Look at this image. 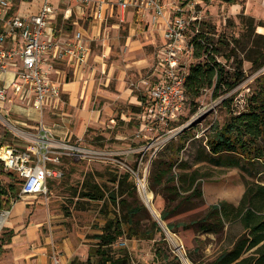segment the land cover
<instances>
[{"label": "rangeland", "instance_id": "obj_1", "mask_svg": "<svg viewBox=\"0 0 264 264\" xmlns=\"http://www.w3.org/2000/svg\"><path fill=\"white\" fill-rule=\"evenodd\" d=\"M160 1H173L182 10L179 13L195 18L196 21L191 20L185 32L188 44L195 36L203 34L216 47L218 62L222 63L230 75L237 73L243 80L232 91L218 92L216 97L213 88L205 89L194 101L188 99L183 88L181 98L169 105L167 111H161L152 98V91L162 76L157 56L163 44L162 33L150 25V16L135 13L136 19L130 22L109 19L104 25L101 39L92 43L86 70L98 82L100 77L106 80L105 76L111 67L113 78L117 77L118 72H125V89L130 96L126 97L125 93L124 97L120 92L123 96L115 100L112 95L102 93V90L116 91L117 81L111 79L108 84L104 81V85L96 82L97 90L92 93L93 99L86 111L91 115L98 112L97 125L88 126L81 136L73 135L63 141L57 137L52 138L57 146H72L80 151L91 150L96 155L93 158L84 157L82 153L63 155L59 165L62 178L48 180L47 195L28 199L27 207L32 211L42 201L46 210L57 216V220H50L53 231L61 233L65 239L72 240L78 246L85 243L89 250L96 243L95 236L101 233L105 220L112 218V213H109L112 207L105 206L103 202H90L80 198L85 178L93 176V180L109 192L116 189L109 178L116 173L129 172L133 176L138 199L147 209V213H141L139 220H156L165 232L169 248L179 257L181 264H193L186 257V252L196 246V238L204 242L202 254L208 261L214 259L224 243H218L213 236H197L192 230H168L167 222L161 221L166 203L160 194L150 190V176L158 168L160 161H167L169 158L186 168L185 173L197 174V188L201 197H192L189 203L170 214L168 222L199 219L205 215L209 206L221 201L237 205L246 182L255 180L248 178L237 168L214 166L200 159L207 139L213 134L215 127L220 128L228 119V111H244L251 97L264 88V0H237L235 3L225 0ZM73 3L72 0L71 4ZM22 8L26 11L34 6L23 5ZM58 8V14H61L66 7L62 5ZM71 31L68 28L60 34L70 36ZM103 54H106L104 75L100 65L94 61L95 57ZM199 61L201 60L196 58L194 51H183L178 65L182 70L180 75ZM56 67L64 70V78L70 81L71 74L67 66L59 63ZM115 93L118 94L119 91ZM63 99L66 103V97ZM18 106L15 101L5 102V110L0 111V145H29L38 134L39 125L36 122L42 120L44 124H52L63 113L62 108L59 112H45L41 118L38 112L32 110L33 114L24 117L16 113ZM64 107L67 108L66 105ZM78 107L81 109L82 105ZM2 117L11 126L5 127L1 123H4ZM3 171L0 181L6 185L10 181L7 176L9 172L4 167ZM14 179L13 183L20 188L17 183L19 178L15 174ZM142 186L152 194L149 204L143 199ZM15 201L17 200L11 201V207ZM78 204L84 206V209L77 208ZM172 206H168L166 210L169 211ZM10 209H5L0 214L7 213L8 219ZM48 231L46 229L45 232ZM232 234L235 232L232 231ZM8 237L9 232H6L4 224L0 229V245ZM159 239L158 235L155 240L150 241L121 238L114 250L127 251L130 255L129 264H153L155 241ZM91 264H95L93 260Z\"/></svg>", "mask_w": 264, "mask_h": 264}, {"label": "trees", "instance_id": "obj_2", "mask_svg": "<svg viewBox=\"0 0 264 264\" xmlns=\"http://www.w3.org/2000/svg\"><path fill=\"white\" fill-rule=\"evenodd\" d=\"M225 1L235 3L237 0ZM61 25L62 17L59 16L58 28ZM190 43L196 58L201 61L190 66L185 75L184 93L188 99L194 101L203 90L211 88L216 97L218 92L232 91L243 80L237 73L230 75L218 62L216 47L203 34L195 36ZM228 113L224 124L215 127L207 139L200 161L237 168L248 178L255 179L246 182L237 205L221 201L209 206L199 219L168 222L170 214L189 203L192 197H201L196 172L185 173L186 168L170 158L160 161L150 176L149 188L165 200L161 221L167 222L168 230H192L197 236H213L218 243H224L214 259L208 261L202 254L204 242L196 238V246L186 252L193 264H264V88L251 97L244 111L236 113L231 110ZM1 174L4 171L0 162ZM7 176L10 178L8 184L0 181V212L8 211L11 201L18 200L22 186L20 180L17 181L20 188L13 183L14 174L9 172ZM109 179L116 186L112 191L108 192L97 184L93 176L85 178L80 190V198L112 207L109 212L112 218L105 220L101 233L95 236L96 243L89 249L87 263L91 264L93 260L95 264H129L127 251L114 250L118 240L150 241L158 235L160 239L155 241L153 264H181L179 257L169 248L161 225L151 218L139 220L147 209L138 199L132 174L116 173ZM170 205L173 206L167 211ZM77 208L84 209V206L78 204ZM10 236L11 232L6 242L1 243L0 250L2 245L9 243Z\"/></svg>", "mask_w": 264, "mask_h": 264}, {"label": "built area", "instance_id": "obj_3", "mask_svg": "<svg viewBox=\"0 0 264 264\" xmlns=\"http://www.w3.org/2000/svg\"><path fill=\"white\" fill-rule=\"evenodd\" d=\"M33 1L37 0H0V74L12 75L10 82L0 88V104L11 101V92L19 106L32 108L41 118L47 110L56 108L62 100L66 80L60 79L56 65L66 63L82 72L88 64L90 43L99 38L91 34L94 24L103 28L114 17L124 22V14L129 11L150 16V25L162 33L163 44L157 53L162 76L152 91L154 102L161 111H167L169 105L181 98L188 70L180 75L182 70L178 65L183 51H193L185 32L190 21L196 20L179 13L182 10L173 1L73 0L71 4L72 0H38L36 13L21 10L22 5ZM62 5L66 8L58 14V7ZM59 16L62 25L58 28ZM68 28L72 29L70 36L60 34ZM1 123L5 127L9 125L5 119ZM37 123V137L29 145H0V162L4 169L22 182L19 198L46 196L48 180L63 176L59 168L63 155L82 153L87 158L96 155L91 150L55 145L44 122ZM51 261L52 264H70L56 248L51 253Z\"/></svg>", "mask_w": 264, "mask_h": 264}, {"label": "crops", "instance_id": "obj_4", "mask_svg": "<svg viewBox=\"0 0 264 264\" xmlns=\"http://www.w3.org/2000/svg\"><path fill=\"white\" fill-rule=\"evenodd\" d=\"M24 5H27L28 7L31 5L34 6L33 9L28 8L26 11L23 10V5L21 6L23 12L34 14L38 10L39 1H33L30 4ZM124 17L127 22L136 19L135 13L131 11L126 12ZM113 19L118 20L117 17H114ZM94 25L95 28L92 29L91 34L93 37H99L94 41L95 43L101 39L104 26L103 28H99L98 24ZM92 43L93 42L90 43V54ZM103 55L97 56L94 59V61L100 65L102 75L106 73V62L104 61L106 54ZM61 64H64L67 66V69L70 70L71 79L70 81L65 80L63 76L65 71L58 69L60 79L65 80L62 87V100L57 104L56 108L47 110L46 112H59L63 108V113L62 115L59 114L61 118H58L55 122H52V124H45V126L51 132L52 137H57L60 141H63L73 135L81 136L88 126L97 125L98 115H96V113L98 112L91 115L86 111L88 110L87 106L93 99L92 95L97 87L96 82L99 85H104V81H106L107 84L111 79H113L112 81H117L116 89H114L119 91L118 94L115 93L116 91L102 90V93L112 95L115 100L123 95L125 97V93L126 97L130 95L127 94L128 90L125 89V72H118L117 77L113 78L111 77V71L113 69L111 67L108 69L109 73L105 76L106 80H103L104 77H100V81L98 82L97 80L95 81L93 74H90L88 70H86L88 64L84 67L82 72H78L73 66L66 63ZM11 77V74H0V88L4 84L9 83ZM120 92L123 95H120ZM9 95L11 101H14V96L11 92H9ZM64 97L67 99L66 103L64 102ZM80 104L82 105L81 109L78 107ZM64 105H66L67 108H65ZM4 110L5 104H0V111L3 112ZM16 110V113L24 117H29L33 114V109L26 106H18ZM66 110H68V112ZM28 120L37 121L33 118H28ZM17 123L21 125L25 124L23 122ZM30 198L37 199L38 196L19 198L13 203L9 211L10 217L5 223V229L6 232H11V236L9 243L3 245L2 251H0V264H52L51 253L54 248L61 249L60 251L63 253L64 260L67 263L72 264V261H74L73 264H88L89 250L87 245H84L85 243H80L81 246H78L77 243L74 244L72 240L65 239L61 233L53 231L50 220H57V216L51 214L48 209L46 210V206L42 201H39L37 206L30 211L27 207V205H29L27 200ZM45 220H47V222ZM46 229H49L47 233L45 232Z\"/></svg>", "mask_w": 264, "mask_h": 264}, {"label": "bare ground", "instance_id": "obj_5", "mask_svg": "<svg viewBox=\"0 0 264 264\" xmlns=\"http://www.w3.org/2000/svg\"><path fill=\"white\" fill-rule=\"evenodd\" d=\"M142 192H143V199H144V201L147 204H149L151 202V200H152V194L151 193H148L146 191L145 186H142ZM6 221H7V213L0 214V229L6 223Z\"/></svg>", "mask_w": 264, "mask_h": 264}]
</instances>
